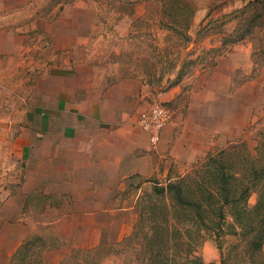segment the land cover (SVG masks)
Returning <instances> with one entry per match:
<instances>
[{
  "label": "rangeland",
  "instance_id": "obj_1",
  "mask_svg": "<svg viewBox=\"0 0 264 264\" xmlns=\"http://www.w3.org/2000/svg\"><path fill=\"white\" fill-rule=\"evenodd\" d=\"M249 1L0 0V264L7 263L8 250L2 237L19 224L35 246L13 264H139L138 239L151 218L160 220L162 207L149 208L158 203L169 208L171 241L196 238L177 250L190 249L203 264H264V23L236 40L246 31L250 13L242 8ZM184 20L189 40L176 30ZM54 65L71 67L66 76L73 84L88 82L89 71L102 85L137 77L145 106L155 100L169 108V122H177L173 132L182 135L190 121L201 129L194 137L186 129L181 137L190 154L178 153L154 175L157 182L141 186L137 217L125 235L131 238L118 243L106 234L91 259L84 260L81 250L69 255L78 246L60 250L56 228L40 226L42 200H18L24 113L39 90L47 92ZM219 168L226 175L214 173ZM179 180L185 196L199 201V211L175 208L168 183ZM37 235L50 245L42 257Z\"/></svg>",
  "mask_w": 264,
  "mask_h": 264
},
{
  "label": "crops",
  "instance_id": "obj_2",
  "mask_svg": "<svg viewBox=\"0 0 264 264\" xmlns=\"http://www.w3.org/2000/svg\"><path fill=\"white\" fill-rule=\"evenodd\" d=\"M49 70L47 92L39 90L24 113L18 200H42L39 224L56 228L60 250L102 245L106 234L119 242L137 217L141 186L157 182L154 175L175 156L191 153L181 137L188 130L199 135L200 126L189 120L178 135L173 132L177 122L170 121L152 143L137 123L147 106L137 77L102 85L89 71L88 82L80 78L73 84L66 76L71 67ZM24 228L19 224L16 232L5 231L10 233L2 237L8 242L3 244L6 264L24 241Z\"/></svg>",
  "mask_w": 264,
  "mask_h": 264
},
{
  "label": "trees",
  "instance_id": "obj_3",
  "mask_svg": "<svg viewBox=\"0 0 264 264\" xmlns=\"http://www.w3.org/2000/svg\"><path fill=\"white\" fill-rule=\"evenodd\" d=\"M246 10V11H245ZM243 12H248L250 15L247 17V27L246 31L244 33H240L237 35L236 40H241L245 36V34L251 33L253 30L254 26H257L260 24L262 26V23H264V0H253L249 1L244 7L242 8ZM177 15L178 16H183L185 15L184 12H180V10H177ZM189 20H184L183 22H177L178 23V32L181 36L184 37V40H189V36L187 34V30L189 28ZM167 27H175L172 24H168ZM170 28V29H171ZM235 40V41H236ZM181 74H178V79L180 78ZM211 159V158H210ZM213 172V171H212ZM216 174H225V172L219 168L217 172H214ZM213 174V173H212ZM168 187L170 190H174V193L176 197L174 198L176 206L175 208L178 210H181L182 213H188L191 211H199L198 209L200 208V203H198V200H191L187 198L184 194V188H183V183L181 180L177 182H172L168 183ZM226 188H224L225 190ZM207 194L208 198H211L213 196V192L207 187ZM159 191H163V188ZM172 210L174 208L173 204ZM162 207V208H161ZM151 210H154L155 208H161L160 211H158V216H160V220H155L154 218H151L150 224L148 225V228L146 231L142 233V236L139 237L138 239V248L135 249L136 254L138 255L137 259L139 261V264H203V261L200 260L195 254H193L190 249H187L184 253L182 252V247L186 246L187 248L193 246L196 244V238H187L186 236H183L181 239V236L177 238L174 241H171L172 237L170 236V228L171 225L169 224V208L163 204H154L149 207ZM153 208V209H152ZM141 212V211H140ZM140 214V217H142V214ZM155 215V214H154ZM153 217V216H152ZM141 219V218H140ZM162 220V221H161ZM191 223H193V220H190ZM141 221H138V224ZM187 232V231H186ZM196 237H197V243L201 242L202 240V229H197L196 231ZM130 239L131 238V233L124 237V239ZM41 242L42 245H39V250L41 251V257L43 254L44 250L49 249L50 245L46 246L44 245V239L41 235H37L35 237V240ZM30 237H26L24 241L21 243V245L18 247V249L13 253L10 261L8 264H13L14 258L19 254L22 250L25 251V257L28 253L27 250H29L31 247L35 246L34 243H29ZM36 242V241H34ZM119 243V242H118ZM182 244L183 246L177 250L176 248L179 247V245ZM100 246L98 245L93 248H88V249H74L72 250L69 255L73 253V251L81 250L84 254V260L85 259H91V254L95 253L97 250L100 251ZM185 247V248H186ZM94 251V252H93ZM177 251V253H176ZM179 253L181 254H178ZM181 251V252H180ZM67 255V256H69ZM27 264V263H23ZM70 264H75L74 262H71ZM122 264H126L123 262ZM127 264H131L130 262H127Z\"/></svg>",
  "mask_w": 264,
  "mask_h": 264
},
{
  "label": "built area",
  "instance_id": "obj_4",
  "mask_svg": "<svg viewBox=\"0 0 264 264\" xmlns=\"http://www.w3.org/2000/svg\"><path fill=\"white\" fill-rule=\"evenodd\" d=\"M171 118V112L167 106L160 101L153 100L152 103L142 110L138 116V125L149 133L150 141L156 143L160 131L167 125Z\"/></svg>",
  "mask_w": 264,
  "mask_h": 264
}]
</instances>
